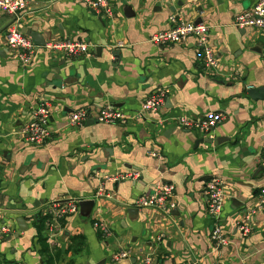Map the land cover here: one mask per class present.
<instances>
[{"label":"crops","instance_id":"obj_1","mask_svg":"<svg viewBox=\"0 0 264 264\" xmlns=\"http://www.w3.org/2000/svg\"><path fill=\"white\" fill-rule=\"evenodd\" d=\"M27 2L16 20L24 33L36 31L46 44L70 39L92 48L67 58L38 46L23 66L7 44L15 18L0 12V213L15 227L0 240V263L45 264L37 218L47 220L42 211L51 201L75 197L96 203L88 217L79 208L61 222L49 243L53 254L60 253L54 264H142L146 256L157 264H264V212L253 217L249 235L238 228L264 189V99L255 101L247 90L264 88V29L235 25L236 16L258 0H111L113 17L82 0ZM125 4L134 8L130 16ZM173 14L194 23L202 18L210 26L220 59L216 73L205 74L194 38L165 46L150 41L170 27ZM160 88L170 89L165 103L144 113L145 99ZM42 101L53 106V135L33 145L19 131ZM107 103L142 116L101 123L99 110ZM80 108L89 109L88 119L69 125V114ZM213 112L226 116L213 135L230 137L218 146H196L208 135L173 121ZM134 169L140 171L137 179L107 181L110 195L99 194L96 171ZM214 175L226 181L220 223L229 244L219 248L211 240L205 194ZM160 183L175 184L174 209L136 206ZM133 207L138 210L130 214ZM19 217H25L22 226ZM98 220L109 224L108 237L95 227ZM43 232L49 233L47 226ZM76 236L81 245L74 244ZM124 249L130 257L114 261V253Z\"/></svg>","mask_w":264,"mask_h":264},{"label":"built area","instance_id":"obj_2","mask_svg":"<svg viewBox=\"0 0 264 264\" xmlns=\"http://www.w3.org/2000/svg\"><path fill=\"white\" fill-rule=\"evenodd\" d=\"M88 8L107 17H113L114 6L111 0H82ZM27 0H0V12H4L15 18V22L9 27L7 32V44L9 49L19 59L23 66L30 64L34 58L38 46L32 37L24 33L16 23L20 15L27 9ZM170 27L160 30L150 37V41L159 46L187 43L194 38L197 48L202 57V65L205 74L212 75L220 67V59L217 55L210 38V26L207 23H194L180 15L169 17ZM235 25L240 28L254 27L264 29V0L258 2L251 8L239 13L235 18ZM120 45H123L120 42ZM46 47L61 54L63 57H79L88 55L92 45L87 42L63 39L51 41ZM170 89L160 88L154 90L143 103V112L157 111L166 101ZM53 106L50 101H42L32 111L31 119L25 122L20 128L19 133L25 140L33 145L47 143L53 135L51 128V117ZM142 114L130 115L112 103H107L99 110L98 121L106 124L127 123L134 117H141ZM89 117V109L80 108L72 111L68 117V124L71 126L82 125ZM226 116L223 112H213L205 117H195L191 115H180L173 118V121L191 131L204 134L215 129ZM261 165L264 168V151L261 156ZM94 176L101 179L99 194L110 195L107 192L106 182H114L128 179H137L140 171L130 170L116 175H103L99 171ZM176 186L174 183H160L149 195H143L136 201L138 207H153L164 212H170L177 206L174 199ZM205 194L207 197L208 213L213 219L211 240L219 248L229 244V238L223 231L220 223L226 198V181L217 175L212 176L206 183ZM81 199L71 197L66 200L51 201L42 211L47 217L46 226L48 229V243L54 244L55 237L61 232V222L68 216L79 211ZM259 212H264V189L256 202L249 210L245 211L242 218L238 221V228L243 235H249L253 230V217ZM95 227L99 229L103 236H109L111 229L104 220L95 221ZM15 232V227L6 222L0 213V240ZM130 257V250L124 249L115 252L114 261H119ZM197 261H189L184 264H196ZM142 264H157L151 256H146Z\"/></svg>","mask_w":264,"mask_h":264},{"label":"water","instance_id":"obj_3","mask_svg":"<svg viewBox=\"0 0 264 264\" xmlns=\"http://www.w3.org/2000/svg\"><path fill=\"white\" fill-rule=\"evenodd\" d=\"M124 9H125V14L126 16H130V12H133V6L130 5V4H125L124 6ZM203 19L202 18H199L197 20L196 23H200L202 22ZM28 35H30L34 41V43L37 45V46H45L46 45V41H40L39 39L40 38V35L36 32V31H30V32H27ZM100 49V47H98V50ZM248 90V95L254 99L255 101L256 100H259V99H264V88H255V87H250ZM214 130L215 129H212V131L208 132V136L206 137H200L196 140V146H198L199 144H210V145H215V146H218L220 144H222L224 141L226 140H230V137H227V136H219V135H213L214 134ZM259 170H264L263 166L261 165L259 167ZM95 199H81L80 203H79V207H80V213L81 215L83 216H86L88 217L91 213V211L93 210L94 206H95ZM23 207V206H22ZM138 209L133 207V208H128V212L131 214L132 212H136ZM38 217V216H37ZM18 223L20 226H22V223L23 222H26L25 221V217H19L17 219ZM24 229H27V227L23 228L22 230ZM0 264H3V263H0Z\"/></svg>","mask_w":264,"mask_h":264},{"label":"trees","instance_id":"obj_4","mask_svg":"<svg viewBox=\"0 0 264 264\" xmlns=\"http://www.w3.org/2000/svg\"><path fill=\"white\" fill-rule=\"evenodd\" d=\"M37 220L38 222H40L38 229H40L41 231L40 232V243L42 246L41 247L42 254H44L45 259H46L45 264H54L55 260L60 257V253L58 252L57 254L56 253L53 254L52 252L53 250L48 243V237L43 232L44 228H46V219L42 217H38ZM42 228H43V231H42ZM74 241H75L74 244L76 243L77 245H81L80 236H76L74 238Z\"/></svg>","mask_w":264,"mask_h":264},{"label":"rangeland","instance_id":"obj_5","mask_svg":"<svg viewBox=\"0 0 264 264\" xmlns=\"http://www.w3.org/2000/svg\"><path fill=\"white\" fill-rule=\"evenodd\" d=\"M105 237H108V236H105Z\"/></svg>","mask_w":264,"mask_h":264}]
</instances>
